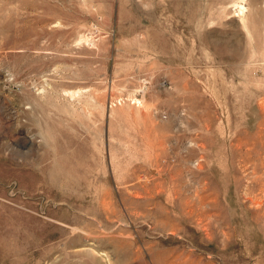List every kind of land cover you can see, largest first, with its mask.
<instances>
[{"label":"rangeland","instance_id":"1","mask_svg":"<svg viewBox=\"0 0 264 264\" xmlns=\"http://www.w3.org/2000/svg\"><path fill=\"white\" fill-rule=\"evenodd\" d=\"M0 264H264V0H0Z\"/></svg>","mask_w":264,"mask_h":264}]
</instances>
